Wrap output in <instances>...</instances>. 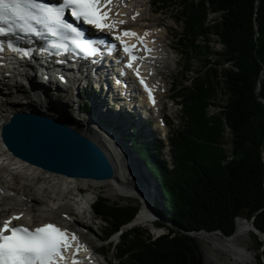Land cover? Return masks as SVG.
I'll return each instance as SVG.
<instances>
[{
    "label": "trees",
    "instance_id": "1",
    "mask_svg": "<svg viewBox=\"0 0 264 264\" xmlns=\"http://www.w3.org/2000/svg\"><path fill=\"white\" fill-rule=\"evenodd\" d=\"M153 2L163 8L181 7L180 44L206 58L217 55L220 67L210 66L178 94L184 123L170 136L173 168L153 160L154 152L161 157V144L137 141L131 135L135 150L159 180L156 225L167 231L154 237L141 226L127 228L139 203L113 202L98 195L92 210L106 223V239L121 232L117 255L128 264H207L194 233L223 231L230 236L239 216H255V226L264 231V0ZM209 11L220 13V19L207 24ZM212 33L220 37L222 51L211 48ZM201 36L203 43L198 42ZM228 62L230 67L223 65ZM218 91L225 95V103L209 115ZM258 250L259 264H264V241H258Z\"/></svg>",
    "mask_w": 264,
    "mask_h": 264
},
{
    "label": "bare ground",
    "instance_id": "2",
    "mask_svg": "<svg viewBox=\"0 0 264 264\" xmlns=\"http://www.w3.org/2000/svg\"><path fill=\"white\" fill-rule=\"evenodd\" d=\"M116 3H120L121 9L120 13L117 16V19L120 21H124L125 19H129L130 17H136L141 18L144 15H146L149 11H151V5L149 7V3L146 0H118ZM118 9V8H116ZM115 9V10H116ZM128 14V15H126ZM145 17V16H144ZM131 18V19H132ZM145 21V20H144ZM145 23V22H144ZM143 23V24H144ZM127 28L134 27L137 30H140L141 32L145 33L148 32L149 34L156 35L155 41L151 44L150 41H148V45L151 48V51H156L157 57H160L163 59V63L158 62H152V65L149 66L148 69H146V74H150V72H153L152 75H150V81L153 85L157 84L158 89L161 91L166 86L164 85V82H160L163 85L160 86L158 84V81L160 80L159 75V66L160 68L166 67L167 70H171V65H174L177 63V60L175 62L174 59V50H172V43L166 42L167 37V29L164 30L160 29L159 26L154 25L152 29H148L146 27L140 26V24L134 26L133 24L126 25ZM158 46L156 49L155 46ZM21 63H19L20 65ZM35 67H42V64L34 65ZM102 67V66H101ZM57 73L59 74L60 71H62L61 66H56ZM89 67L83 68L79 72V78H73L71 82L66 85L62 86L58 82L52 81V73L51 78H45L43 77V73H23V75H19V73L14 74L13 77L9 78L10 81L13 80V82H17V80L22 81L23 79L27 82V85L25 84H19L14 85V91L7 92L5 91L4 87H0V111L5 112V116L0 115V122L4 121L7 116H10L14 112H20V111H32L33 113L40 114L41 112L45 111L46 114H49L51 116H54L56 119H59V121L65 125L71 126L73 129L79 132H83L87 136L88 139L96 143L101 147V150L106 155V157L109 159L114 172L115 177H112L110 179L106 180H100V179H86V178H72V176H65L61 175L55 172H50L44 170V168L38 167V171H45L43 174L41 173L40 176L45 181H55L57 183L61 181H65L67 184L68 189L65 190L63 193H59V196L57 194L55 195L57 200H60V196H64L62 199L67 200L66 203L61 204L59 203L58 210L61 209L62 206H68L69 210L66 209V211H63L67 213L70 216L73 213L71 211L73 208V205H78L80 203H83L80 199H75L73 189L79 188L78 190H82L83 196L85 200L90 201L93 196V191L96 189V187H107L112 186L117 190L118 194L126 195L128 197H137L139 199H142V191L141 190V184L140 182L134 180L132 178V174L129 173V170H126L123 175L124 177H121V171H122V164L120 162L119 157H123V153L120 151L122 146H119L117 150H115L114 147V140L119 141L118 137L109 130L103 129L105 127H102L100 125V121L98 122V117H101L104 113H110L113 116H116L117 118H125L127 119L126 122L132 124H138V126H142L144 121H146V113H144L140 109H136L135 111H131L129 107H127V104H132V97H120L118 91L116 90L115 86L112 83V76L107 73H100L98 77L91 78L88 71ZM101 70V69H100ZM42 71V70H40ZM156 72V74H154ZM157 75V77H155ZM1 79L5 80V75L0 74ZM69 77V75H68ZM155 77V78H154ZM166 78V76H163ZM70 79V77H69ZM90 80L92 79L93 82L96 85V88L94 92V96L92 98V107L96 105L97 107H100L101 109L92 113H87L85 110L82 111L85 115L84 117L80 115V111L83 105V97L82 92L85 91L84 88L81 85V81L83 80ZM161 81V80H160ZM165 81V80H164ZM90 82V81H89ZM37 83V84H36ZM38 83H42L45 89H43V92L41 91L42 98L39 97V92H37L36 88L37 85L41 86ZM1 84V82H0ZM4 84V82L2 83ZM6 85V84H4ZM90 85V84H89ZM41 88H43L41 86ZM133 91V88H132ZM11 94H14V97H17L19 100V103H11ZM62 97H61V95ZM172 93H168L169 97ZM89 97V95H88ZM87 97V98H88ZM91 97V96H90ZM46 98L50 101V105H48L49 101H44L43 99ZM87 100V99H86ZM10 103V105H9ZM138 105V104H137ZM96 107V109H97ZM109 108H112L110 110ZM153 110H158L161 116L166 117L164 113V108H167L165 106V103L158 102L157 105L151 107ZM93 110V109H92ZM166 110V109H165ZM101 112V113H100ZM134 113V114H133ZM100 114V115H99ZM102 114V115H101ZM57 116V117H56ZM90 116V117H89ZM83 117V118H82ZM100 120V119H99ZM168 120V119H167ZM2 123V122H1ZM96 123L97 128L94 127V124ZM128 125V124H127ZM1 128V124H0ZM146 132L149 133V136L153 135L152 130L146 129ZM122 151H124L122 149ZM127 151V150H126ZM129 154V152L127 151ZM121 155V156H120ZM127 155V154H125ZM131 156V155H129ZM0 158L2 161L7 160H13L16 165H18V169L16 170H22L24 168V164H26V160H22L15 155H13L3 144V139L0 134ZM124 159V157H123ZM133 166L137 168V170H141V166L138 164L136 159L131 158ZM29 163V162H28ZM121 168V170H120ZM14 170H12L13 172ZM5 172V171H4ZM50 172V173H49ZM49 174V176H46L44 174ZM52 173V174H51ZM143 175V174H142ZM48 182V183H49ZM81 183V185H78ZM145 184V183H144ZM80 187L82 189H80ZM29 187L25 188L24 196L28 198L29 200H32L34 202V206L38 209L41 206V201H38L34 197L30 196L29 193ZM49 188V187H48ZM34 190V189H33ZM43 196V195H42ZM43 199V198H42ZM61 201V200H60ZM70 202V204H69ZM73 203V205L71 204ZM44 203V202H43ZM57 204V203H56ZM42 208V207H41ZM43 209V215L36 217V224H41L46 221H54V219H59L61 222H64V225L66 227H70L69 219L67 218H60V215L57 218V210L52 212V214L49 211H46V208ZM22 209L19 210H2L5 212L3 215H0L1 218H5L6 216L14 214L21 213ZM69 211V212H68ZM62 212V211H61ZM31 213L29 212L28 215ZM61 214V213H60ZM72 219V218H71ZM93 220V219H92ZM151 220V210L148 208L141 206L139 208V211L134 218V220L131 221L130 225H139V224H145L148 223ZM74 222L83 228L84 230L87 229L88 223L84 222L81 217H77ZM252 222L250 219L246 217H237L236 223H235V231L232 235L226 237L223 235V242L221 243V249L225 251V253L229 256L230 260H233L234 264H247L252 263L254 261V256L249 253L247 244L245 241L248 238L250 232H254L252 229ZM129 226V225H128ZM216 235H222V233H216ZM209 234L206 232H201L197 235V238L204 239L208 237ZM84 240L91 245L90 247L94 249V251H97L98 247L96 245H93L92 241L85 238L83 236ZM244 242V243H243ZM228 259V260H229Z\"/></svg>",
    "mask_w": 264,
    "mask_h": 264
},
{
    "label": "rangeland",
    "instance_id": "3",
    "mask_svg": "<svg viewBox=\"0 0 264 264\" xmlns=\"http://www.w3.org/2000/svg\"><path fill=\"white\" fill-rule=\"evenodd\" d=\"M146 1H148L149 7L151 5V11H149L146 15H144L145 17L144 16L142 17L143 19L141 20L142 22L140 23V26L145 27V25H147L148 28H151L154 25H157L162 30H164L166 28L167 31H164V32H167L166 42L170 43V44L172 43V46H173L172 50H174V52H175L173 54L175 62L177 60L176 64L171 65V70L166 69V72L163 75V76H166V78L162 76V78L165 80V86L166 87H165V89H163L164 91L162 90L161 99H160V101L165 103V106L167 107V108H164V113L166 115V118L169 121L168 122V125H169L168 135L172 137V136H174V132L178 128H180L182 126V124L184 123V118H183L184 114H183V111L181 109L182 105L178 104V103H181L182 98H180L178 96V94L183 90V87H185V86L190 87L192 85L193 80L199 74L204 75V71L206 69H208L210 66L216 67L217 69L220 66H218L217 63H215V58L217 57V55L211 53L206 58V56H204V54L196 55L195 53L187 52L185 50V48L182 47V45L180 44L178 37L181 36V34L184 30L183 22L180 21V19H179L180 18V11L179 10L181 9V7L177 8L175 6L172 8H162L161 7L162 3L155 4L151 0H146ZM212 16H213V14H211V16L209 17L210 21L212 20ZM198 42L199 43L205 42L204 36L199 37ZM209 44L212 46L211 47L212 49L214 48V46L219 51H221L223 49V48H221V45L218 43V37L213 33L210 35ZM205 60H210L211 62L207 63V61H205ZM205 62L208 64V66H206V67H204ZM223 65H225V64H223ZM186 66H187V69L185 68ZM0 82H1L0 87H4L5 91H7V92L14 91L13 86L16 85L17 83H18V85L21 83L27 85V82L25 80H22V81L17 80V82H13V80L10 81L9 79L4 80V79L0 78ZM3 82L6 85L2 84ZM39 88H41V86L37 85L36 90H37V92H39V97L42 98L41 91L43 92L44 88H41L42 89L41 91L39 90ZM88 90H89L88 93L91 94L92 90H90V89H88ZM168 93H172L170 97H168L169 96ZM93 96H94V94H93ZM93 96L88 97V94H86V91H83L82 92L83 104L87 100H89V102H91ZM172 99H174L176 105L173 104ZM10 100L12 101L11 103H19L18 98L14 97V94H11ZM43 100L44 101L46 100L47 102L49 101L46 98H44ZM89 102H88V106L84 107L86 110L83 107L81 108L80 115L83 117L85 115H89V114H84L82 112L84 110L87 113L88 112L92 113L93 111L95 112V110L98 111L101 109L100 107H97L96 105H94L92 107V103H89ZM212 102L213 103L209 105V109H208L209 115H212L215 112L217 113V111L219 109V107L217 105L225 103V95L223 94V92L218 91L217 95H215V97L212 99ZM50 104L51 103L49 101L48 105H46V106H49ZM9 105H10V103H9ZM96 107H97V109H96ZM109 109L112 110V108H109ZM45 111L41 112L40 114L51 117V115L46 114ZM0 115L5 116V112L0 111ZM106 117H107V115H105V113H104L101 117H98L97 120H98V122L100 121L99 123L102 127H105L103 129L109 130V132H111L112 134L114 133L116 135V137H118V140H120V141L114 140V142H113L114 147L118 148L119 146H122L121 143H123L124 145H126L129 148V149H127L129 154L123 148V146L120 149V151L123 153L122 155L124 157V159L121 155H120L121 157H119L120 162L122 164L121 166L123 167V171L125 172L126 170H129L130 171L129 173L134 175L133 179L136 180L137 182L138 181L140 182V184H141V190L140 191H142V197H144V198H146V196L150 197V201L152 203V206L150 207V209H152L151 212L153 211L155 213L156 217L159 218V220H160V216L155 212V208H154L155 201H160V199H161V196H160L161 189H160V184H159V180L157 179V176H155L152 173V171H150L148 163L143 160L144 157L141 159L140 158L141 155L134 149V147H132L131 142L129 140H127V137L132 139L131 138L132 130L129 127V124L126 125V123H125L127 119L126 118H125V120L123 119L122 120L123 122H122L121 118L120 119L117 118L118 121H120L122 124L120 126V129H117L115 126H111V125L108 126L107 124H105V122H108L109 119H106L105 122H103L104 120L102 121L101 118H106ZM110 117L115 118L111 114V112L108 113V118H110ZM112 118H110L111 123L113 122ZM99 119H101V120H99ZM133 126L131 125V127H133ZM94 127L97 128L96 123L94 124ZM143 127L146 129V127L144 125H143ZM228 136L230 137L229 132H228ZM149 137L152 138V135ZM158 140L159 139L156 138L154 141H158ZM228 140L231 143V139L228 138ZM137 141H140V140L138 139ZM164 143H165V146H164V149L162 150L161 157L158 159L157 156L154 155L153 160H157V161L163 160L167 163V166L173 168V164H174L173 159H172V153H173L172 150L173 149L170 145L168 146L166 141ZM150 146L153 147L152 145H150ZM122 149L124 151H122ZM125 154H127V155H125ZM138 154H139V156H138ZM129 155H131V156H129ZM131 158L137 160L138 164L141 166V170H137V168L135 166H133ZM144 162H145V164H143ZM13 170H14L13 172L7 171V172L0 173V184L6 185V186L12 184L15 186V189L18 191V194L16 195V197H15V194H13L12 198L9 199V202L14 204L15 207L21 208L20 205H18V203H17L18 199L22 197V193L24 194L25 188H27V187H29L28 189H29L30 196L31 197L34 196V194H35V190H33L34 184L32 182L29 183V181L26 182L23 179L22 170H15V169H13ZM120 170H121V168H120ZM40 174H41V172L38 175L42 176ZM46 176H49V174H46ZM48 182L49 181H47V183H46L47 187L45 188V191L42 190V193H43L42 201L44 200V196L46 198V196L49 194L59 195V193H63V189H65V187H64L65 183L61 180L59 183L55 182L54 180L49 182V183ZM78 185H81V183H79ZM67 188L68 187L66 185V189ZM78 189L79 188L73 189L74 195H72V196H74L75 199L76 198L77 199L82 198L81 194L76 192V190H78ZM92 191H93V198H95V199L98 197V195L99 196L102 195V196L110 199L113 202H119V203L134 202V203H139L140 207L142 205H144V203H142L144 201L143 198L139 199L135 196L128 197L126 195L118 194L117 190L115 188H113L112 186H107V187H103V188L96 187V189H94ZM66 202H67V200L61 199V204H64ZM45 203L46 202H44V203L41 202V206H37V207H39V208L44 207L45 208V206H46ZM73 203L71 202L72 205H73ZM69 204H70V202H69ZM77 206L79 208H81L80 205H77ZM77 206L73 205L74 210L73 209L71 210V211H73V213L77 212V209H76ZM84 206L88 207L89 205L84 204ZM66 209L69 210L68 206H62L61 209H59L57 211L55 210L57 212V218L59 215H60V217H66L67 214L65 212H63V211H66ZM52 212H54V211H50L51 214H52ZM39 214H41V212H39ZM41 215H43V214H41ZM80 217H81V219L84 220V222L88 223L87 229L84 230L85 238L92 241L93 245H96L98 247V250L103 252V255H104L103 258L107 260L106 261L107 264H128V261L125 260V258L121 259V258L117 257L118 255H117V248L116 247H118V245H119V236H113V237L111 236L107 240H104L106 237L105 236L106 223L101 218H99V216H97L94 212L92 213V211H88L87 214H85V212H84L83 216L80 215ZM70 218H72V217H69V219ZM161 220H162V222L167 221V219H161ZM250 221H251V219H250ZM129 226H130V224H129ZM129 226H126V227L130 228ZM138 226H141V228L143 230H146V231L154 234L153 235L154 237L162 234V231H163V229L157 230V226H154L153 224H151V220L148 223L139 224ZM166 231L167 230L165 229V232ZM202 232H206L207 234H209V236L204 238V239L203 238L202 239L197 238V235L201 232L194 233V236L197 238L198 242L201 244V246L203 248L202 251H203V254L205 256L206 263L207 264H234L233 260H230L229 256L220 247L221 243L223 242V237H224L223 235L224 234L222 233V235H216V233H221L218 231H215V232L202 231ZM246 239L247 240L245 241V243L247 244V248L249 250L248 252L254 256L253 257L254 261H252V263H247V264H259V261L257 258V254L259 252L258 241L263 239L262 234H260L259 232H257V233L256 232H250L248 238H246ZM103 249H105V251ZM243 264H245V263H243Z\"/></svg>",
    "mask_w": 264,
    "mask_h": 264
},
{
    "label": "snow or ice",
    "instance_id": "4",
    "mask_svg": "<svg viewBox=\"0 0 264 264\" xmlns=\"http://www.w3.org/2000/svg\"><path fill=\"white\" fill-rule=\"evenodd\" d=\"M108 3L110 0H57L56 3L45 0H0V36L17 29L36 37L47 32L61 40L71 38L72 44L82 51L95 52L96 49L92 47L94 42L81 39L83 32L65 18L66 11L75 21H82L100 31H111L114 24L105 22L108 10L101 11ZM123 35L136 34L127 30ZM116 38L125 45V52L129 53L127 66L133 67L130 46L120 36ZM57 46L67 49L65 43H58ZM8 47L23 56L31 54L27 49L13 48L11 42ZM2 49L3 45H0ZM140 82L144 83L143 80ZM12 219L19 217H10L0 224V264H59L64 259L62 250H67L69 246L66 230L61 231L50 223L30 230L24 226H12ZM71 238L76 240L74 234Z\"/></svg>",
    "mask_w": 264,
    "mask_h": 264
},
{
    "label": "water",
    "instance_id": "5",
    "mask_svg": "<svg viewBox=\"0 0 264 264\" xmlns=\"http://www.w3.org/2000/svg\"><path fill=\"white\" fill-rule=\"evenodd\" d=\"M257 89H260L259 82ZM1 137L13 155L46 171L72 178L106 180L115 177L99 145L53 116L16 111L3 121ZM143 200L142 206L151 210L150 198L146 196ZM251 222L254 232L262 234L264 241V231L255 226V216ZM218 232L228 237L223 231Z\"/></svg>",
    "mask_w": 264,
    "mask_h": 264
},
{
    "label": "built area",
    "instance_id": "6",
    "mask_svg": "<svg viewBox=\"0 0 264 264\" xmlns=\"http://www.w3.org/2000/svg\"><path fill=\"white\" fill-rule=\"evenodd\" d=\"M211 14H213V16H212V20L210 21V19H209V17L211 16ZM210 15V16H209ZM217 19H220V13H218V12H211V11H209L208 12V17H207V24H213L214 22H216V20ZM217 37H218V43L221 45V48H223L224 49V45L220 42V37L218 36V34H215ZM214 48L216 49V50H218L215 46H214ZM222 49V50H223ZM221 50V51H222ZM219 51V50H218ZM225 66H228V67H230L231 65H230V62H228V63H225ZM224 146H226V145H224ZM227 147V146H226ZM229 150L231 151L232 150V148L229 146ZM227 159H225V161H226Z\"/></svg>",
    "mask_w": 264,
    "mask_h": 264
}]
</instances>
